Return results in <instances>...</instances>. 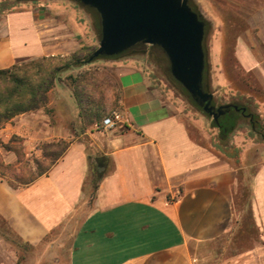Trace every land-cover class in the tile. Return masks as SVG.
I'll use <instances>...</instances> for the list:
<instances>
[{
    "label": "crops",
    "instance_id": "0c3cea01",
    "mask_svg": "<svg viewBox=\"0 0 264 264\" xmlns=\"http://www.w3.org/2000/svg\"><path fill=\"white\" fill-rule=\"evenodd\" d=\"M18 3L0 0V69L88 45L82 9L65 0ZM188 4L205 25L203 41L208 32L213 41L219 26L242 22L220 53L210 50L222 60L229 51L230 67L251 73L264 90V0ZM203 52L205 67L212 52ZM116 69V110L125 122L87 130L91 154L78 138L67 140V127L53 124L44 109L0 127V141L10 145L0 149L5 164L16 162L15 138L35 158L38 144L67 141L51 165L36 172L40 161L32 163L35 175L23 184L0 172L6 230L37 245L76 218L67 264H264V139L230 145L197 118L190 131L175 99L135 59L117 61ZM98 159L104 170L97 180Z\"/></svg>",
    "mask_w": 264,
    "mask_h": 264
},
{
    "label": "rangeland",
    "instance_id": "374dc122",
    "mask_svg": "<svg viewBox=\"0 0 264 264\" xmlns=\"http://www.w3.org/2000/svg\"><path fill=\"white\" fill-rule=\"evenodd\" d=\"M44 1L46 0H20L17 6L22 9L31 2L41 4ZM65 1L85 11L88 17L90 22L88 30L90 39L88 45L86 43L83 46L91 49L89 51L91 55L99 46L100 18L99 21L97 18L99 15L97 16V12L94 9L83 6L76 0ZM5 4L11 5V2L5 1ZM190 5L193 6V4ZM242 27V22L240 23L239 21L229 22L228 26H219L218 31H215L213 34L215 42L214 39L210 41V33L208 32L201 47L208 54L209 51L212 52L210 50L211 46L216 53H220L222 43L225 42V45L231 43V38ZM223 37L226 38L225 41L222 39ZM216 53L212 52L210 58L208 56L205 75L206 89L209 93L213 94L212 105L215 107L228 104L239 106L244 108V114L248 115H239L236 127L227 139L228 143L235 145L238 142L243 145L251 140H261L262 136H264V90L255 81L251 73H245L230 67L229 61H227L229 59L227 56L229 51L226 50L224 52L226 55H224V60L220 59L221 57H218V55L216 56ZM121 54V56L116 58L112 56L98 57L91 61L87 60L84 65L78 68L62 72L60 75L61 81L55 83L48 92L47 103L40 109H44L53 124L56 123L67 127L69 131L67 140L78 138L79 141L86 144L89 154L93 152L92 141L85 132L87 130H101L102 119L107 113L117 109L119 87L116 62L127 58L135 59V63L138 66L147 70L154 86L160 87L170 93L178 103L181 116L190 131H193L191 119L197 118L201 120L199 126L209 131L213 138L218 139V134H215L216 128L212 125L213 119L205 114L192 101L188 93L186 92L187 94H185L174 82L175 80L169 72L168 59L159 47L140 43ZM210 60H214L216 63L211 64ZM214 65L218 66V68H215ZM68 75L77 77L79 89H82V92L78 95H80V98H83L82 103L85 107L83 113L74 95V86L70 85L69 81L66 80ZM95 107H101L103 110V114L99 120H92V116L96 110ZM13 140L17 143L15 144L16 162L15 164H5V158L1 150L0 172L15 186L23 184L34 177L35 173L29 169L32 163L35 165L40 161L36 172L41 171L44 166L46 167L50 162L49 155L57 153L60 150L59 146L52 145L58 143L67 144L66 140L40 143L37 145L40 156L35 158L30 155L27 156L22 152L23 146L19 142L20 139L15 138ZM9 146V144H4L0 141V149H6ZM76 221V218L69 219V221L54 230L37 245H29L19 241L0 222V264H67Z\"/></svg>",
    "mask_w": 264,
    "mask_h": 264
},
{
    "label": "water",
    "instance_id": "95a60500",
    "mask_svg": "<svg viewBox=\"0 0 264 264\" xmlns=\"http://www.w3.org/2000/svg\"><path fill=\"white\" fill-rule=\"evenodd\" d=\"M100 18L99 46L88 61L112 57L143 43L159 47L169 72L192 101L213 121L235 105L211 104L213 95L202 88L204 23L188 0H76Z\"/></svg>",
    "mask_w": 264,
    "mask_h": 264
},
{
    "label": "trees",
    "instance_id": "16d2710c",
    "mask_svg": "<svg viewBox=\"0 0 264 264\" xmlns=\"http://www.w3.org/2000/svg\"><path fill=\"white\" fill-rule=\"evenodd\" d=\"M192 10L195 11L193 8ZM97 18L99 21V17ZM90 50L89 47L83 46L67 57L55 55L41 57L23 64L13 65L6 69H0V127L20 114L44 107L47 103L48 92L55 83L61 81V73L84 65L89 58ZM121 55L119 54L114 57L116 58ZM206 66L205 64L202 87L205 92H208L206 89ZM66 80L69 81L70 85L74 86V95L83 113L85 107L82 103L83 98H80V95H78L82 92V89H79L77 77L68 75ZM174 82L187 94L176 81ZM95 108L92 120H99L103 114V110L101 107ZM243 114L244 112H242L241 107L237 106V109L230 108L225 110L216 121L212 122L213 127L218 130L219 140L225 141L228 139L236 127L239 115ZM262 139H264V136H262ZM52 146H59L60 150L57 153L49 155L50 162L47 164L48 166L59 158L67 144L58 143ZM97 161L99 165H97V169L95 167V172L97 173L96 179L98 180L102 177L104 165L101 159Z\"/></svg>",
    "mask_w": 264,
    "mask_h": 264
},
{
    "label": "built area",
    "instance_id": "2783aa9c",
    "mask_svg": "<svg viewBox=\"0 0 264 264\" xmlns=\"http://www.w3.org/2000/svg\"><path fill=\"white\" fill-rule=\"evenodd\" d=\"M118 122H125V118L119 113V110H112L102 119L101 127L112 129L118 124Z\"/></svg>",
    "mask_w": 264,
    "mask_h": 264
},
{
    "label": "flooded vegetation",
    "instance_id": "af4514ba",
    "mask_svg": "<svg viewBox=\"0 0 264 264\" xmlns=\"http://www.w3.org/2000/svg\"><path fill=\"white\" fill-rule=\"evenodd\" d=\"M211 104H212V103H211ZM213 106H214V105H213ZM214 107H215V106H214ZM218 107H219V106H216L215 109L218 108ZM241 109H242V112L245 113V109H244V108H241ZM223 112H225V109L223 110ZM223 112H222V113H223ZM221 115H222V114H221ZM244 115H245V116H248L247 114H244ZM219 116H220V115H219ZM219 116H218V117H219ZM210 117H211V116H210ZM218 117H217V118H218ZM211 118H212V117H211Z\"/></svg>",
    "mask_w": 264,
    "mask_h": 264
}]
</instances>
